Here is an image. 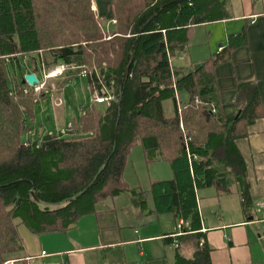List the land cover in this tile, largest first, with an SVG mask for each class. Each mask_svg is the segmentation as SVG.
Segmentation results:
<instances>
[{"label":"trees","instance_id":"1","mask_svg":"<svg viewBox=\"0 0 264 264\" xmlns=\"http://www.w3.org/2000/svg\"><path fill=\"white\" fill-rule=\"evenodd\" d=\"M229 1L112 0L116 23L108 30L93 0H0V264L24 253L21 227L66 233L124 193L148 215L184 222L183 235L167 238L175 252L169 264H213L198 193L237 194L248 212V164L237 141L264 115L253 81L239 84L235 117L223 116L218 99L215 69L247 46L246 28L204 61L173 62L186 54L194 27L227 17ZM35 57L46 70L68 67L67 78L81 75L93 94L106 89L116 101L82 106L64 134H32L47 95L9 69ZM137 146L147 162H166L173 173L140 197L124 179Z\"/></svg>","mask_w":264,"mask_h":264},{"label":"crops","instance_id":"2","mask_svg":"<svg viewBox=\"0 0 264 264\" xmlns=\"http://www.w3.org/2000/svg\"><path fill=\"white\" fill-rule=\"evenodd\" d=\"M111 4L112 0H93V10L108 30L114 20ZM226 13L224 20L194 27L185 55L190 62L185 65L208 59L220 51L219 44L246 28L247 46L235 49L230 61L215 69L221 112L230 119L238 114L241 83H256L264 109V0H230ZM248 132L237 141L248 164V212L237 194L219 198L213 189L214 195L198 196L202 232L213 264H264V115ZM126 194L80 217L66 233L38 236L25 228L19 264H169L175 252L167 238L175 233L176 222L171 215H148Z\"/></svg>","mask_w":264,"mask_h":264},{"label":"rangeland","instance_id":"3","mask_svg":"<svg viewBox=\"0 0 264 264\" xmlns=\"http://www.w3.org/2000/svg\"><path fill=\"white\" fill-rule=\"evenodd\" d=\"M115 21V20H114ZM116 23V22H115ZM106 23H103L104 27ZM111 28L115 25L110 22ZM181 60H174V65H185L190 62L186 58V54ZM37 57L35 60H26L20 64V67H10L9 71L12 75H25L33 73L34 68L38 70L36 73L39 85L37 94L45 91L47 97L43 100L35 111V119L32 125V134L45 135V134H59L65 133L66 129L70 126L72 121L80 116V108L88 105L93 101L96 93H92L87 79L81 75L67 78L66 74L69 72L66 66H58L46 70L38 63ZM65 70V71H64ZM75 70V69H73ZM62 72V74H61ZM52 74V76H51ZM67 81V82H64ZM35 88V89H36ZM112 92V91H111ZM172 108V104L168 102L167 109ZM31 134V135H32ZM27 137H25L26 140ZM172 178L171 169L166 162H152L146 160L144 150L141 146L135 147L128 158V163L124 173V179L128 188L136 189L140 193L149 190L150 183L155 179L168 180ZM199 198L209 193L214 195L213 189H206L199 191ZM126 194L125 197H130ZM147 202L152 206V197L147 194ZM234 199H237L234 198ZM112 203V200H109ZM168 217L170 214H167ZM167 217V216H166ZM23 231H27L25 227H21L20 232L23 237ZM24 253L20 254L23 256ZM9 258L7 260L14 259Z\"/></svg>","mask_w":264,"mask_h":264},{"label":"built area","instance_id":"4","mask_svg":"<svg viewBox=\"0 0 264 264\" xmlns=\"http://www.w3.org/2000/svg\"><path fill=\"white\" fill-rule=\"evenodd\" d=\"M112 23L115 24V21L113 20ZM61 74H62V72H61ZM39 85H41V83H39L38 85L33 86L34 89L36 87H38ZM35 91L38 92L39 89L36 88ZM93 101L98 103V104H106V105L110 106L114 101H116V97L111 91H108L106 89H102L101 93H96V96L93 98ZM183 226H184V222L183 221H179L177 223L175 235H173L174 238H177V237L183 235ZM202 243H204L203 240H202ZM178 245L179 244L176 241L175 242V246L177 247ZM42 254L44 256L46 255L45 252H43ZM19 263H20V260L11 259V260H7L4 264H19Z\"/></svg>","mask_w":264,"mask_h":264},{"label":"water","instance_id":"5","mask_svg":"<svg viewBox=\"0 0 264 264\" xmlns=\"http://www.w3.org/2000/svg\"><path fill=\"white\" fill-rule=\"evenodd\" d=\"M130 69H128L129 71ZM23 84H27L30 87H33L35 85L39 84V80L37 79V76L35 73H30L24 76V80H23ZM89 188V187H88ZM87 190V189H86ZM86 190L82 193H80L79 195H77L76 197H74L72 200L80 197L82 194H84L86 192Z\"/></svg>","mask_w":264,"mask_h":264},{"label":"bare ground","instance_id":"6","mask_svg":"<svg viewBox=\"0 0 264 264\" xmlns=\"http://www.w3.org/2000/svg\"><path fill=\"white\" fill-rule=\"evenodd\" d=\"M51 76H52V74H51Z\"/></svg>","mask_w":264,"mask_h":264}]
</instances>
